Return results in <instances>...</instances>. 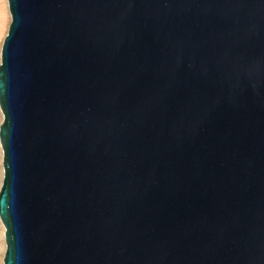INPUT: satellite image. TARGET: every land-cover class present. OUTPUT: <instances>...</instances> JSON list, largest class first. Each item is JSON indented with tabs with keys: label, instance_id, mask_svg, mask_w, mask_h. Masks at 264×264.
<instances>
[{
	"label": "water",
	"instance_id": "1",
	"mask_svg": "<svg viewBox=\"0 0 264 264\" xmlns=\"http://www.w3.org/2000/svg\"><path fill=\"white\" fill-rule=\"evenodd\" d=\"M3 264H264V0H7Z\"/></svg>",
	"mask_w": 264,
	"mask_h": 264
},
{
	"label": "bare ground",
	"instance_id": "2",
	"mask_svg": "<svg viewBox=\"0 0 264 264\" xmlns=\"http://www.w3.org/2000/svg\"><path fill=\"white\" fill-rule=\"evenodd\" d=\"M10 20L11 19H10V14L8 11V2L7 0H0V65H1L2 44H3L4 38L6 37L8 27L10 24ZM2 122H3V115L0 109V126L2 125ZM2 158H3V151L0 145V190H1L2 182H3ZM4 233H5V228L0 219V264H3L4 254L6 250Z\"/></svg>",
	"mask_w": 264,
	"mask_h": 264
}]
</instances>
